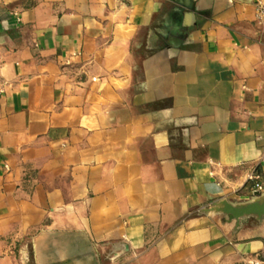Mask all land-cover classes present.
Masks as SVG:
<instances>
[{
	"label": "crops",
	"instance_id": "obj_1",
	"mask_svg": "<svg viewBox=\"0 0 264 264\" xmlns=\"http://www.w3.org/2000/svg\"><path fill=\"white\" fill-rule=\"evenodd\" d=\"M255 1L0 0V264L264 260Z\"/></svg>",
	"mask_w": 264,
	"mask_h": 264
},
{
	"label": "water",
	"instance_id": "obj_2",
	"mask_svg": "<svg viewBox=\"0 0 264 264\" xmlns=\"http://www.w3.org/2000/svg\"><path fill=\"white\" fill-rule=\"evenodd\" d=\"M205 212L222 213L229 221L238 222L241 218L253 216L260 219L264 216V194H256V198L248 203L233 205L227 201L215 203Z\"/></svg>",
	"mask_w": 264,
	"mask_h": 264
},
{
	"label": "built area",
	"instance_id": "obj_3",
	"mask_svg": "<svg viewBox=\"0 0 264 264\" xmlns=\"http://www.w3.org/2000/svg\"><path fill=\"white\" fill-rule=\"evenodd\" d=\"M254 25L261 31L264 32V0H256L255 1V18ZM95 80V79H93ZM264 159V157H263ZM260 179L259 173L256 170H252L247 175L248 181L255 182V189L259 192L263 190L262 186L257 182ZM244 264H264V260L261 257H254L247 260Z\"/></svg>",
	"mask_w": 264,
	"mask_h": 264
}]
</instances>
